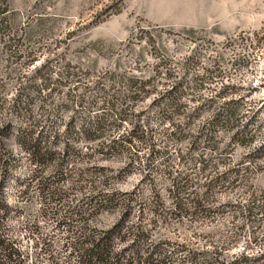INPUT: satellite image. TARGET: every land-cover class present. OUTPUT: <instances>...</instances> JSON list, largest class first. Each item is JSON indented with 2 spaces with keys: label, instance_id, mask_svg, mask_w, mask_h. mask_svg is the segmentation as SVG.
<instances>
[{
  "label": "rangeland",
  "instance_id": "rangeland-1",
  "mask_svg": "<svg viewBox=\"0 0 264 264\" xmlns=\"http://www.w3.org/2000/svg\"><path fill=\"white\" fill-rule=\"evenodd\" d=\"M0 13V17L10 23L5 34L0 36L1 117L6 120H15L12 112L17 96L23 95L25 104L27 95L24 94H33V113L42 125L49 115L58 120L57 125L63 130L75 118V128L79 131L85 118L102 111L86 102L97 98L101 104L99 95L103 90L97 86H104L107 96L115 91L126 94L127 86L120 82L121 75L151 79L147 88L149 94L144 93L130 110L147 109V114L155 116L157 109L153 108V101L158 91L153 89L155 85L162 88L170 70L172 80L184 81L186 106L176 116V121L180 122L196 107L202 106L205 99L219 93L223 86L234 84L236 87L228 97L243 96L242 102L246 103L240 109L238 127L212 129L220 142L219 149H211L206 136L198 140L196 148L192 147L188 136L171 141L168 149L173 153L174 169L193 171L195 180L202 179L199 166L205 167L206 176L211 172L219 174L239 168L242 173L246 172V183L222 192L216 189L213 198L206 202L213 212L209 216L187 215L182 219L170 216L166 219L163 212L154 224L147 216L141 227L150 232L147 244L167 240L170 243L161 246L168 250L182 244L210 250L201 257L208 263L215 261L217 256L213 251L218 253L219 248L226 252L229 260L245 248L249 239L257 237L264 244V216L256 209L260 214L248 217L242 209L250 198H256L259 206L264 201V155L247 158L249 152L264 144V0H0ZM40 69L41 74L37 73ZM44 75L51 77L49 87L44 83ZM197 75L201 76V81L194 86ZM63 76L64 83L60 84L59 78ZM31 84L33 88H29ZM226 97L218 96L211 107L203 105L200 115L185 127L186 130L197 133L201 127H206L207 131L214 108L222 106ZM250 120L249 127L257 133L254 140L247 143L249 145L233 140L232 133ZM128 125L125 122L121 129ZM75 142L84 158L81 161L70 159L69 170L91 169L82 177L69 173L59 182L67 191L75 186L77 193L71 194L68 200L80 204L82 197L92 190L89 183L92 179L98 189H105L104 181L109 179L107 190L137 191L146 198L151 197L150 182L144 179L149 169L141 162L129 165L131 159L126 152L105 158L95 144L83 140ZM16 146L15 142L9 143L15 153L20 151ZM225 146L232 150L223 151ZM179 150L187 152L183 161H180ZM86 152H93L95 157H86ZM201 153H205L206 161L191 170L192 160ZM160 160H155L154 164ZM13 169L5 188L10 203L19 205L21 212L11 213L8 228L22 240L24 249L33 250L35 240L26 224L31 218L37 220L41 216L40 192L33 187L24 194L23 188L17 187L20 178L28 176L26 163ZM1 177L0 174V181ZM154 177L165 206L172 208L168 191L171 180L162 172ZM234 177L231 174V179ZM205 179L207 177L202 180ZM77 185L85 188L80 191ZM196 186L201 193L204 191L202 185ZM230 200L241 204L239 207L227 205ZM139 201L136 200L125 230L140 223ZM122 214L118 209L95 215L89 222L91 230L111 229ZM146 214H151L149 209ZM54 224L53 219L44 220L42 234L57 231ZM129 242L131 240H118L116 249ZM263 244L253 243L252 251L257 252ZM186 254L185 250L179 252L166 264H179ZM46 258L42 255L39 263L45 264ZM27 264H35V259L30 257Z\"/></svg>",
  "mask_w": 264,
  "mask_h": 264
},
{
  "label": "trees",
  "instance_id": "trees-1",
  "mask_svg": "<svg viewBox=\"0 0 264 264\" xmlns=\"http://www.w3.org/2000/svg\"><path fill=\"white\" fill-rule=\"evenodd\" d=\"M9 25L8 19L0 17V36L5 34ZM67 69L70 68L67 67ZM41 72V69L37 71L40 74ZM43 77L45 85L49 87L51 77L48 75ZM171 77L173 73L168 70L162 88L154 86L153 91H158L153 101V108L157 109L155 116L147 114V109L130 110V107L140 100L139 98H143L144 93L149 94L150 90L147 88L151 84V79L143 80L136 76L121 75L120 82L127 86L124 95L115 91L107 96L108 90L104 86H97L98 89L103 90V93L99 95L101 104L97 98L88 101L83 98L82 100H85L90 107H97L102 111L92 118H85L79 131L75 128V118L63 130L58 127V120L49 115L45 118L47 119L46 124L42 125L33 113V94H24L27 95L25 104H23V95L18 94L12 112L15 120L3 119L1 117L3 96L0 93V174L2 176L0 181V264H27L30 257L35 259V264H40L42 255L47 257L45 264H166L171 263L175 255L184 250L187 254L179 264H264V244L259 242L257 237L253 240L249 239L245 248L229 260L225 251L219 248L220 251L218 250L217 253L214 250L213 253L217 257H214V262L209 263L201 258L202 255L210 252L207 249L202 250L182 244L174 250H168L161 246L170 243L167 240L153 244L146 243L151 235L141 226L147 216L152 224L163 212L166 219L170 216L181 219L187 215L195 218L209 216L213 212L209 203L206 204V202L213 198L216 189L222 192L229 187L246 183V172L242 173L239 168L228 169L219 174L211 172L209 173L211 176H206L205 167L199 166L202 179L207 177L205 180L201 178L195 180L192 175L193 171L174 169L173 153L168 149L171 141H180L190 136L192 147L196 148L198 140L206 136L210 148L219 149L220 142L215 139L212 129L217 126L227 130L238 127L240 109L246 102H242L243 96L228 97L236 86L226 84L219 93L204 100L203 105L211 107L218 96H227L222 106L214 108L213 116L209 121L210 128L205 131L206 127H201L197 133H190L185 127L200 115L203 105L196 107L191 114L186 115L183 118L184 122L176 121V116L180 115L186 106L184 103L186 92L183 89L184 81L172 80ZM64 79V76L59 78V83L63 84ZM199 80L201 81V76L197 75L194 86L199 85ZM33 87L32 84L29 86V88ZM21 101L22 104H20ZM125 122L129 125L122 130L121 127ZM251 123L252 120L249 124L234 131L232 139L249 145L247 143L254 140L257 134L249 127ZM77 140L95 144L102 157L108 158L126 152L131 159L129 165L137 161L145 165L149 173L144 176V179L150 182L151 197L146 198L137 191L118 193L115 190H107L106 187L110 184L109 179L104 181L105 189H98L95 179H92L89 180L92 190L82 197L80 204L77 201L68 200L71 194L77 193L75 186L68 188L69 191H67L59 182L66 179L69 173L72 176L74 173L82 177L91 169L90 167L87 170L84 168L69 170L68 168L70 159L81 161L84 158L80 149L75 145ZM11 142H15L20 151L15 153L12 148H9ZM223 149V151L227 150L225 152L232 150L229 146ZM144 150H146L145 153H143ZM178 154L180 161H183L187 152L183 153L179 150ZM85 155L89 158L95 157L93 152H86ZM204 155L205 153H201L192 160L194 162H191L193 165L191 170L199 163L204 164L206 161ZM263 155L264 144L249 152L247 158L254 159ZM155 160H160V162L156 165ZM21 163L27 164L28 176L20 178L17 187L23 188L20 190L24 194L36 187L41 197V216L37 220L31 218L26 224V229L35 240L33 250L24 249L21 246L22 240L17 235L11 234L8 228L11 213L18 214L21 211L19 205L10 203L6 188L11 180L13 168ZM52 168L50 172L49 169ZM94 168L98 169L97 166ZM158 172L166 174L171 180L172 184L168 191L173 201L172 208L168 209L165 206L166 202L157 188L154 175ZM231 174L235 175L233 179H231ZM197 184L204 187L202 193L198 190ZM84 188V185L80 187L77 185L80 191ZM191 188L193 189L190 190ZM136 200H140V214L138 215L140 223L125 230L127 228L125 223L134 211ZM238 204L241 203H234L231 200L227 202V205L236 207L240 206ZM242 206L248 217L257 216L260 213L262 217L264 216V201L259 206L256 198H250L248 204ZM118 209L122 210L123 217L115 226L100 232L91 230L89 223L91 218L105 210ZM148 209L151 214L147 215ZM256 209L260 213L256 212ZM48 219L54 220V229L57 231L53 230L44 235L42 234V222ZM118 240L120 242L131 240V242L117 250ZM257 242L263 245L256 250L257 252H254L252 244H257Z\"/></svg>",
  "mask_w": 264,
  "mask_h": 264
}]
</instances>
